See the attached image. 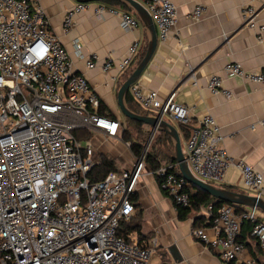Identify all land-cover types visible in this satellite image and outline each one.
I'll list each match as a JSON object with an SVG mask.
<instances>
[{"label": "built area", "instance_id": "built-area-1", "mask_svg": "<svg viewBox=\"0 0 264 264\" xmlns=\"http://www.w3.org/2000/svg\"><path fill=\"white\" fill-rule=\"evenodd\" d=\"M149 12L157 37L165 41L177 20L171 0H136ZM245 0L242 18L245 27L257 26V12ZM86 3L77 2L62 21L68 31L76 13ZM203 7L197 5L189 15L199 20ZM96 11L119 17L124 30H132L138 19L130 12L99 5ZM264 29L258 26V31ZM260 42L263 41L258 36ZM80 53L81 46L76 44ZM133 41L117 63L128 69L140 51ZM99 64L96 53L87 67ZM113 59L101 63L108 71ZM224 74L244 81L264 84V70L245 69L239 62L224 65ZM214 95L233 97L213 74L207 84ZM135 102L148 115L189 125L190 111L177 102L174 94L165 99L157 91L131 86ZM100 99L90 88L85 75L72 69L68 51L50 32L42 6L34 0H0V264H149L156 251V240L140 241L120 235L122 221L130 219L136 208L131 195L145 169L144 154L131 169L110 171L99 181L88 173L94 166L92 142H81L74 131L82 128L101 130L106 137H117L121 123L100 115ZM264 129L263 116L257 122ZM223 136L213 115L206 113L197 127L189 131L182 147L191 173L198 179L218 185L232 163ZM177 168L178 165L176 164ZM244 187L264 198V176L243 160L234 162ZM173 165L159 166L155 174L160 187L177 206L190 205L191 185ZM232 203L216 209L206 207L205 225L195 226L191 235L218 253L223 263L236 260L245 249L240 241L242 225L250 222L251 235L264 250V222L259 210ZM245 264H254L247 259Z\"/></svg>", "mask_w": 264, "mask_h": 264}, {"label": "crops", "instance_id": "crops-1", "mask_svg": "<svg viewBox=\"0 0 264 264\" xmlns=\"http://www.w3.org/2000/svg\"><path fill=\"white\" fill-rule=\"evenodd\" d=\"M34 1L44 9L50 32L58 37L68 51L74 72L85 75L90 88L99 97L98 113L115 118L121 123L117 137H106L101 130L90 127L75 130V136L81 142L91 140V158L94 165L106 157L114 162L115 169L111 171L131 169L138 158L130 149V140L123 138L126 129L123 118L127 117L120 111L117 92L121 82L131 73L145 52L148 32L144 23L132 7L121 0H98L86 3L84 10L74 15L68 31H64L63 18L77 1ZM171 1L177 9L176 24L165 41H160L157 37L156 50L136 83L143 90L157 91L161 99L174 94L177 102L187 106L191 116L188 132L197 127L204 114L213 115L223 136L220 146L225 148L232 162L218 186L253 195L244 187L234 162L243 160L264 176V129L257 123L263 116L264 84L226 76L223 68L228 62H239L248 70H264V29L258 31L259 25L264 27V0L252 1L257 12L255 28L245 27L243 24L242 8L245 0ZM99 5L132 13L138 19V25L129 31L122 29L117 15L107 11L99 14L96 11ZM197 5H201L204 10L201 19L195 21L189 15ZM258 36L262 37V42L258 40ZM135 40L139 41V54L136 61L122 71L116 65ZM76 44L81 46L80 53L76 50ZM93 53L99 57V64L89 69L87 60ZM109 58L114 60V66L108 71H102L101 63ZM213 74L222 77L223 86L233 94L231 99L220 94L214 95L208 90V80ZM131 86L127 94L132 104L142 110L132 96ZM169 122L176 125L183 147L185 137L181 125L174 121ZM142 124L144 132L148 133L151 140L162 133L156 131L150 136L151 127ZM95 137L99 142L94 141ZM164 145L168 146L169 143ZM96 152H99L97 156ZM132 159L134 161L128 168H118L116 165L121 161L129 163ZM191 187L196 189L192 185ZM131 201L136 210L124 222L139 223V230L129 232V236L132 235L140 241L156 240V251L149 264H227L219 259L217 251L205 247L191 235L194 226L207 223V206L192 210L186 219H180L177 205L161 189L147 165L131 195ZM258 216L264 222V214L259 212ZM250 226L252 227L250 222L242 225L240 240L245 249L232 264H245L247 259H253L254 264H264V250L260 249L251 235ZM171 245L177 247L182 258L180 262L170 256L168 248Z\"/></svg>", "mask_w": 264, "mask_h": 264}, {"label": "water", "instance_id": "water-1", "mask_svg": "<svg viewBox=\"0 0 264 264\" xmlns=\"http://www.w3.org/2000/svg\"><path fill=\"white\" fill-rule=\"evenodd\" d=\"M80 3H89L98 0H75ZM127 3L135 13L138 15L140 20L144 23L148 32V42L145 52L142 58L138 61L131 73L123 80L117 92L118 106L123 116L128 119L144 123L151 127L152 136L156 131L163 132L167 134L174 147V156L178 165V170L180 174L186 179V181L205 192H207L211 197L215 198L216 201H223L235 204L237 206H245L247 208H255L264 214V198L258 197L256 195H251L245 192L234 191L227 189L216 184H211L202 181L195 177L188 166V162L184 156L182 149V140L179 135L176 125L163 119L160 115H148L142 113H135L131 111L126 104V94L129 87L136 83L144 72L146 66L151 60L156 47H157V30L153 18L147 11V9L136 0H121ZM168 252L173 260L180 262L182 260L179 251L175 245H171L168 248Z\"/></svg>", "mask_w": 264, "mask_h": 264}, {"label": "trees", "instance_id": "trees-1", "mask_svg": "<svg viewBox=\"0 0 264 264\" xmlns=\"http://www.w3.org/2000/svg\"><path fill=\"white\" fill-rule=\"evenodd\" d=\"M126 104L128 108L135 113L148 114L147 112L140 110L139 108L135 107L132 104V100L129 94H126ZM128 122L138 128V132L140 135L141 134L142 135L144 134L146 136L148 135V133L144 132L142 123L131 120V119H128ZM180 125H181V131L183 132V136L186 139L189 134L188 129H187L188 125H183V124H180ZM123 138L124 140H130V149L132 153L134 154V156H136V158H140L142 154H144V163H146L148 168L152 171L159 186L161 184V180L155 174V171L159 166L173 165V168H171V171H175L179 173V170L176 166L177 162L174 156L173 145H172L170 137L167 134L162 132L159 135L155 136L153 139L154 143L152 144L150 149L146 152H143L142 141L141 140L133 141L131 138H129L126 132V129H124ZM165 143H169V145L165 146L164 145ZM163 160H166V161L163 162ZM113 169H115L114 162L111 159L103 157L99 163L95 164L92 167V169L88 173V176L90 177L92 181H99V180H102L107 175V173H109ZM222 203H225V202L216 201V199L211 197L207 192L191 187L190 205L186 207H182V206H176V207H177V213H178L179 218L186 219L192 210H198L200 207H205L208 205H212L213 209H216ZM240 208H241L240 206H237V210H239ZM133 230L135 231L139 230V223L131 224V223L122 221L120 224V229L118 231V234L126 236L129 234V232ZM232 263L233 261H230L227 264H232Z\"/></svg>", "mask_w": 264, "mask_h": 264}, {"label": "rangeland", "instance_id": "rangeland-1", "mask_svg": "<svg viewBox=\"0 0 264 264\" xmlns=\"http://www.w3.org/2000/svg\"><path fill=\"white\" fill-rule=\"evenodd\" d=\"M124 121V126L127 130V134L130 136L131 139H135V140H141L144 146V152L149 150V147L152 146V144L154 143V140L148 137V135H140L138 132V128L134 125H132L131 123L128 122L127 118H123ZM93 139V138H92ZM94 141L99 142V140H97V137L94 138ZM150 145V146H149ZM99 152H96V156ZM134 159V158H133ZM129 161V163H126L124 161H121L120 163L116 164L118 168H128L132 165V162L134 160ZM145 167H146V163ZM132 223H134V221L132 220Z\"/></svg>", "mask_w": 264, "mask_h": 264}]
</instances>
